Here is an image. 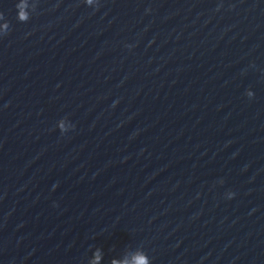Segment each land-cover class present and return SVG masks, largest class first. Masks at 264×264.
I'll list each match as a JSON object with an SVG mask.
<instances>
[{
  "label": "clouds",
  "instance_id": "9594fccd",
  "mask_svg": "<svg viewBox=\"0 0 264 264\" xmlns=\"http://www.w3.org/2000/svg\"><path fill=\"white\" fill-rule=\"evenodd\" d=\"M84 3H85L87 6H90V7H91L92 5H95V6L93 7L94 10H98L99 7L101 6V4H100V0H84ZM18 20H19L20 22H27V21L29 20V16H28L27 12H25V11H20V12L18 13ZM5 35H7V33H5V34H0V36H5ZM253 95H254L253 92H248V93H247V96H248L249 98H251ZM221 183H223V181H221ZM234 196H235V193H233V192H229V193H227V198H229V199L233 198ZM136 264H149V261H148L147 257H145V256H143V255H140V256L138 257V259L136 260Z\"/></svg>",
  "mask_w": 264,
  "mask_h": 264
}]
</instances>
